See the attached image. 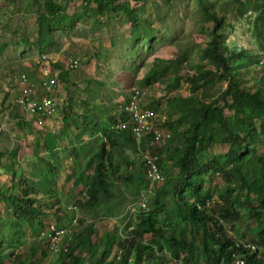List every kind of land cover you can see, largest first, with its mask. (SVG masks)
<instances>
[{
	"label": "trees",
	"instance_id": "16d2710c",
	"mask_svg": "<svg viewBox=\"0 0 264 264\" xmlns=\"http://www.w3.org/2000/svg\"><path fill=\"white\" fill-rule=\"evenodd\" d=\"M69 1L44 0L43 10L36 18L38 38L34 45L38 52L50 50L56 29H75L76 18L79 22L92 19L91 31L95 32L101 28L103 17L106 19L120 11L131 22L134 35L146 21L157 33L152 40L148 37V43L153 46L160 40L161 27L153 25L145 12L149 0H145V5V2L133 5L134 0H84L81 13L68 14ZM257 1L260 17H263L264 0ZM198 2L205 19L214 25L212 29L204 28L210 38L204 47L198 46L196 62L188 61L189 54L185 50L173 59L155 57L139 80L142 87L162 83L169 92L181 88L183 82L189 88L187 96L168 97V114L159 124L171 132V147L153 151L159 155L163 183L155 189L148 208L137 210L134 219L128 220L120 232L107 231L95 240L94 222L75 230L60 247L62 264H171L164 257L162 261L156 260L163 253L172 261L180 260L181 264H233L238 256L247 264H264V90L261 87L251 90L245 85L242 63L237 68L235 60L251 54L237 47L229 50L220 32L223 26L225 28L224 16L209 0ZM243 4L246 6L247 1ZM155 16L161 17V13L156 11ZM6 44L0 45V52ZM181 65H186L192 73H181ZM62 68L59 77L68 83L73 70ZM169 73L174 75L168 78ZM43 79L34 81L40 90ZM218 82L225 83V87L218 95H212L210 88ZM86 98L80 102L86 104ZM147 107L158 111L161 102L153 99ZM107 118L106 121L96 115L87 121V127H82L81 133L74 136L70 148L60 149L57 141L52 146L45 140L46 153L42 155L35 147L32 171L28 175L15 157L17 149L11 151V164L3 163L6 153L0 150V202H5L13 212L8 214L0 207V264H6L4 251L19 245L28 236L27 229L38 233V227H44L47 212L53 214L57 227L65 226L62 219L68 217V213L57 197L62 160L59 152H69L76 159L82 151L85 153V167L78 171L76 179L85 189L86 199L76 203L86 215H119L117 201L123 190L120 186L123 179L133 181L136 194L150 185L142 163L135 176L129 171L121 173V161L136 165L128 151L138 153L131 128H116L118 121L128 120V114L120 109ZM85 130L95 138V144L86 145L83 141ZM149 142L150 138L143 141V147L150 145ZM215 144L226 150L206 154ZM91 167L93 172L89 175L85 170ZM214 173L223 181L222 188L205 187L203 177ZM233 186H237L236 191ZM83 219H80L81 224ZM46 240L48 245L50 241ZM242 240L251 242L259 251L253 252L238 244ZM30 250L34 256V248ZM19 252L13 251L15 260H20L21 264H37L33 260L24 263L20 257L24 258L27 251Z\"/></svg>",
	"mask_w": 264,
	"mask_h": 264
},
{
	"label": "rangeland",
	"instance_id": "374dc122",
	"mask_svg": "<svg viewBox=\"0 0 264 264\" xmlns=\"http://www.w3.org/2000/svg\"><path fill=\"white\" fill-rule=\"evenodd\" d=\"M61 1L64 3L66 0ZM209 1L224 16L225 28L223 26L224 29L222 28L220 32L224 36L225 44L228 45L229 50L237 47L238 50L245 49L248 54H251L250 57L253 55L252 59L244 54L235 60L237 68L242 63V72L246 75L245 85L251 90L256 87H261L264 90V69L258 62L260 56L264 55V16L260 17L262 13L258 8L259 1ZM246 1L247 5L244 6L243 3ZM69 2L68 14L83 11L84 0H70ZM144 2L145 0H134L132 4L143 5ZM148 2V8L145 9L150 17L148 19L153 22V25L161 27L159 29L161 30L160 40L153 46L148 43L147 39L149 36L151 40L156 38L157 33L154 27L143 21L136 29L137 32L135 30L136 35H134L131 22L126 19L125 13L120 11L112 13L106 19L103 18L101 28L95 32L90 30L92 20L88 19L89 17H86L88 20L84 22H79V19L76 18V23L79 25L72 30L56 29L53 32L54 40L50 50L41 53L36 50L34 44L38 38L36 18L38 13L43 10V0H0V45L7 43L0 52V150L6 153L2 158L3 163L11 164L10 161L13 160V157H10L12 156L11 151L17 149L15 157L21 162L28 175L32 171L33 149L38 147L39 152L44 155L46 153L45 140H49L52 146L57 141L60 149L64 146L70 148L74 136L81 133L82 127H87V121L89 122L96 115L107 121L109 114H117L120 111L125 94L127 95L134 87H145L140 85L139 80L153 64L155 57L173 59L185 50L189 54L188 61L196 62L198 46L204 47L210 38V33L206 32L204 28L207 26L212 29L214 25L213 22L205 19L198 0H149ZM156 11L161 13V17L155 16ZM164 13L165 16L162 17ZM257 24L262 26L258 27ZM149 46L151 48H148ZM46 48L48 47L44 49ZM70 57L78 58L79 65L76 70L70 72L69 79L71 80H68L70 83H67L61 81L59 73L63 69L62 66H66V61ZM43 68L47 70V75L43 73ZM179 71L181 73L189 72L186 65H181ZM42 74L56 80V88L52 94L54 100L59 102L56 112L51 117H45L43 123L36 116L24 113L16 104L21 96V86L24 83L23 75H26L30 82H38L43 77ZM173 75V73H169L166 77L171 78ZM100 82L103 84L101 85ZM223 87H225V83L218 82L210 88V93L218 95ZM149 90L150 92L145 97V104L148 105L153 99H158L161 102L160 110L155 111L158 125L167 117L168 97L189 94L188 85L184 82L181 88L171 92L162 83L149 87ZM38 91L39 96H44L42 89ZM85 97H87V102L82 104L80 99ZM160 130L168 136V147H171L170 130L163 127ZM83 141L86 145L88 142L95 144V138L90 136L86 130ZM225 150V147L215 144L206 154L210 155ZM128 153L136 165L133 163L129 165L121 161V173L125 174L126 171H129L135 176L136 172L141 170L139 165L142 163L145 174L142 156L136 152L128 151ZM59 154L62 160L57 178V187L59 188L57 197L61 206L66 209L65 212L68 213V217L63 218L62 222L69 226L72 224L73 218L78 217L79 220L74 222L73 227L76 231L85 228L86 224L94 222L96 228L94 239L96 237L99 239L107 231H111L113 234L120 232L128 220L134 219L137 210L140 207L143 208L141 203H148L153 197L155 189L163 182H156L151 192L147 191L142 196V194H136L133 181L123 179L120 183L121 190H123L120 191L117 201L119 215L118 213L112 215L90 213L91 215H86L87 213L83 212L80 207L77 211H69L70 205H77L86 199L85 189L76 179L78 171L85 167L86 158L84 151L79 159L71 156L69 152L61 151ZM85 172L91 175L93 168H86ZM202 180L205 187L210 189L216 186L222 188L224 185L216 173L206 175ZM232 189L236 191L237 186H233ZM214 197L217 199V195ZM115 202L113 200L112 204ZM0 207L4 212L13 214L5 202L1 201ZM52 215L47 212V216L43 218L45 225L38 227V233L27 229L28 236L23 239L22 243L4 251L6 264H21L20 260L14 259L13 251H20L19 253L27 251L24 258L20 257L24 263L33 260L37 264H62L63 258H60L57 251L65 238L62 239L60 247L56 245L50 248L47 245V240H44L46 225L56 222ZM81 218H85L82 224ZM30 247H33L36 252L34 256L31 255ZM116 250L115 246L114 251L116 252ZM163 257L171 264H181L180 260L172 261L168 258L167 253H163L162 256H159V260H156L162 261Z\"/></svg>",
	"mask_w": 264,
	"mask_h": 264
},
{
	"label": "built area",
	"instance_id": "2783aa9c",
	"mask_svg": "<svg viewBox=\"0 0 264 264\" xmlns=\"http://www.w3.org/2000/svg\"><path fill=\"white\" fill-rule=\"evenodd\" d=\"M78 63V58L70 57L66 61V68L73 70L78 66ZM261 64L264 66V57H262ZM42 71L44 74H48L44 68ZM43 78L41 89L44 91V96H39L37 93L39 90L38 86L34 82H30L26 75H23L24 83L21 86V96L17 101V104H19L24 113L36 116L38 120H42V123L45 117H51L55 113L58 104L52 96L53 88L57 84L56 80L45 75H43ZM147 93V90L140 88H134L130 92L128 97L124 99L123 105L124 111L129 115V120L118 123L117 128L129 126L138 143H140L141 138L147 133H155L156 137L150 140L151 145L164 146L166 145L165 142L168 136L164 132L158 131L155 125L156 113L144 104V97ZM144 156L148 166L150 186H153L156 182L163 181L164 175L159 165V156L151 152V150L145 151ZM66 231L67 229L65 228H56L54 224H49L44 233L47 234L50 246L55 247Z\"/></svg>",
	"mask_w": 264,
	"mask_h": 264
},
{
	"label": "clouds",
	"instance_id": "9594fccd",
	"mask_svg": "<svg viewBox=\"0 0 264 264\" xmlns=\"http://www.w3.org/2000/svg\"><path fill=\"white\" fill-rule=\"evenodd\" d=\"M262 57H264V55L263 56H260V58H259V61L258 62H260V64H261V60H262ZM79 61V60H78ZM78 65H79V63H78ZM261 66L263 67V69H264V66L261 64ZM78 67V66H77ZM76 67V68H77ZM66 70H68L67 68H66V66L64 67ZM76 68L75 69H73V71L74 70H76ZM60 72H61V70H60ZM60 74V73H59ZM157 84H159V83H157ZM157 84H155V85H157ZM154 85V86H155ZM154 86H152V87H154ZM134 88H138V87H134ZM133 88V89H134ZM132 89V90H133ZM140 89H144V90H147L148 92H150V90H149V87L147 86V87H144V88H140ZM54 90V89H53ZM131 90V91H132ZM130 91V92H131ZM44 92V91H43ZM130 92L126 95L125 94V96L123 97L124 99H126L127 97H128V95L130 94ZM53 93V92H52ZM38 94H40V93H38ZM52 96H53V94H52ZM147 96V95H146ZM145 96V97H146ZM145 97H144V104H145ZM59 105V102H58V104H57V106ZM123 105H124V100H123V102L121 103V109L124 111V109H123ZM145 106H147L146 104H145ZM148 108H150V107H148ZM151 109V108H150ZM56 110H57V107H56ZM23 111V110H22ZM24 112V111H23ZM56 112V111H55ZM124 112H126V111H124ZM155 112V111H154ZM127 113V112H126ZM128 114V113H127ZM156 116H157V114H156ZM128 120H129V115H128ZM128 120H125V121H123V122H127ZM120 122H122V121H118V123H120ZM155 125H156V127H158L159 125H158V123H157V121L155 120ZM129 126H126V127H124V128H118V129H125V128H128ZM116 128H117V125H116ZM166 134V133H165ZM134 137H135V135H134ZM170 138V137H169ZM135 140H136V138H135ZM149 144L151 145V141L149 142ZM169 144H166V145H164V146H158L159 148H161V147H166V146H168ZM151 152H153L152 150H151ZM153 153H156L157 155H158V153L157 152H153ZM159 156V155H158ZM160 165V167H161V164H159ZM163 172V171H162ZM164 175V174H163ZM163 183V182H162ZM153 185H155V183L153 184ZM142 194V193H141ZM141 199V198H140ZM148 203H145L142 207L143 208H148ZM69 211H77L78 210V205H70L69 207ZM78 217H74L73 218V220H72V224L71 225H69V226H67V225H65V226H62V227H57V225H56V223L55 222H53V223H49V224H54L55 225V227L56 228H65V229H67V231H66V233L61 237V239L59 240V243H58V246L60 247V244H61V241H62V239H66V238H70V236L73 234V232L75 231V229L73 228L74 227V222L76 221H78ZM49 224H47L46 225V228H45V230L47 229V227L49 226ZM46 234V233H45ZM41 237H39V239H40ZM46 239H48V237H47V234H46V237L44 238V240H46ZM64 239V240H65ZM238 244H241L244 248H247V249H250L251 251H253V252H255L256 251V249H258V251H259V249L260 248H258V247H256V246H254V245H252L251 246V242H249V241H246V240H242V241H239L238 242ZM48 246H49V248L51 247L50 246V243L48 244ZM61 249V248H60ZM60 249L57 251V253L60 251ZM233 264H247L246 263V261H245V259L243 258V257H241V256H238V257H235L234 258V262H233Z\"/></svg>",
	"mask_w": 264,
	"mask_h": 264
},
{
	"label": "bare ground",
	"instance_id": "6f19581e",
	"mask_svg": "<svg viewBox=\"0 0 264 264\" xmlns=\"http://www.w3.org/2000/svg\"><path fill=\"white\" fill-rule=\"evenodd\" d=\"M157 129H158V131H162V130H160L161 129V127H157ZM163 132V131H162ZM133 135H134V133H133ZM156 137V135H155V133H147L146 135H144L142 138H141V141H140V143H138L137 142V140H135L136 141V145H137V151H138V153L137 154H139V155H141L142 156V160H143V163H144V166H145V173H146V175H147V180L149 181L150 180V176L148 175V166H147V163H146V159H145V156H144V152L145 151H147V150H152V151H154L155 150V148H157V149H159V147L158 146H156V145H148V146H146V147H143V141H145L146 139H148V138H150V140H152V139H154ZM166 144H168V137L166 138V142H165ZM158 153V152H157ZM162 170V169H161ZM153 189V186H150V185H148V187L147 188H145L144 190H142V196H144L145 195V192H147V191H150L151 192V190ZM144 194V195H143ZM146 200V199H145ZM146 202H143V203H141V206H143V204H145ZM141 208V207H140Z\"/></svg>",
	"mask_w": 264,
	"mask_h": 264
},
{
	"label": "crops",
	"instance_id": "0c3cea01",
	"mask_svg": "<svg viewBox=\"0 0 264 264\" xmlns=\"http://www.w3.org/2000/svg\"><path fill=\"white\" fill-rule=\"evenodd\" d=\"M60 1H61V0H60ZM43 2H44V0H43ZM61 3H63V2L61 1ZM69 3H70V2H69ZM103 18H104V17H103ZM90 20H92V19H90ZM85 21H86V20H85ZM83 22H84V21H83ZM91 23H92V22H91ZM104 24H108V23H104ZM78 25H79V23H78ZM78 25H77V26H78ZM92 25H93V24H92ZM92 25H91V26H92ZM90 28H91V27H90ZM91 29H92V28H91ZM91 29H90V30H91ZM131 29H132V28H131ZM97 31H98V30H97ZM64 67H65V66H64Z\"/></svg>",
	"mask_w": 264,
	"mask_h": 264
}]
</instances>
